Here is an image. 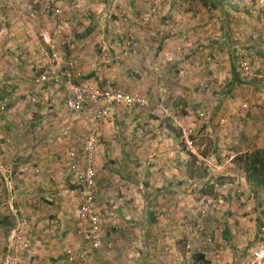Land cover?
<instances>
[{
	"label": "rangeland",
	"instance_id": "obj_1",
	"mask_svg": "<svg viewBox=\"0 0 264 264\" xmlns=\"http://www.w3.org/2000/svg\"><path fill=\"white\" fill-rule=\"evenodd\" d=\"M210 1L0 0L1 264H50L48 239L58 250L80 247L66 246L67 229L73 243H84L75 164L85 165L91 152L105 239L101 250L89 251L87 264H141L150 231L154 238L145 247L154 248V261L157 247H193L196 236L204 243L220 231L217 206H226L220 200L229 196L247 199L243 206L250 209L258 206L256 242L261 238L264 186L247 180L238 156L264 149V0H215L213 10ZM184 14L197 16L192 36L187 32L196 50L188 42L179 53L172 49L171 60L157 58L158 43L146 44V37L184 33ZM221 25L227 32L213 56L199 39L210 29L219 37ZM241 49L248 72L238 66ZM53 53L60 68L74 60L92 88L131 95L134 102L103 106L101 117L67 108L64 90L37 79L55 63ZM205 53L211 64L203 61ZM237 206L230 207L238 212ZM18 227L28 245L10 249ZM8 248L14 251L9 256ZM249 255L238 262L246 264Z\"/></svg>",
	"mask_w": 264,
	"mask_h": 264
},
{
	"label": "crops",
	"instance_id": "obj_2",
	"mask_svg": "<svg viewBox=\"0 0 264 264\" xmlns=\"http://www.w3.org/2000/svg\"><path fill=\"white\" fill-rule=\"evenodd\" d=\"M213 5L208 7V9H212ZM221 10H223V8H221ZM184 14L183 17H179V24H181V27L183 29L182 26L186 25V27H184L185 29H183V32L181 34V32L177 33L178 31H175L177 34L175 35L174 31L173 34L170 37H165V36H160L158 35V31L156 32V35L158 37H162V38H158L156 36H147L146 37V44H152V43H158L156 45V49L155 50V55L157 56V58L159 59H164L167 58L168 60L172 59V55H174V51L177 53H179V51L184 50V46L190 42V47L189 50H196L197 45L194 44L192 42L193 39H189V37H191V33L193 31H195L193 28H191V25L195 24V21L193 20L195 18V20H197V16H195L193 18L192 15H188ZM183 20V24L181 23ZM223 26V25H221ZM227 27L223 26V28L220 31V36L216 37L215 33H213V30L210 29L209 32L205 33V37L199 39L201 42L206 43V50L210 49L209 53L212 52L213 54V48L215 46H217V43H222L223 42V35H225V33L227 32ZM225 29V30H224ZM171 30V29H169ZM187 32L189 35V37H187ZM188 38V39H187ZM195 38V37H192ZM148 39H150V41H148ZM187 39V40H184ZM152 41V42H151ZM192 43V44H191ZM193 45V46H192ZM195 45V47H194ZM187 46V45H186ZM209 47V48H208ZM147 49H149V51L151 50L150 47L148 45H146ZM144 48V50H145ZM176 48L173 53H172V49ZM191 52V51H190ZM202 53V52H201ZM209 53H205L203 54L202 58L203 61L205 60V62L209 61V64H211L212 59L210 57H212V55L210 54L209 57ZM214 56V54H213ZM175 59L177 58L176 56L174 57ZM190 58V57H189ZM192 58V57H191ZM186 59V56H185ZM214 59V58H213ZM193 60V58L191 59ZM194 63V61H193ZM233 65V64H232ZM239 74V73H238ZM239 77V75H238ZM240 78V77H239ZM51 152V151H49ZM244 184V181L243 183ZM247 184V183H246ZM39 187L50 189L52 187V184H46V183H40ZM60 187V185H57L56 188ZM260 192L264 191V189L259 190ZM252 194L255 196V193L252 192ZM55 197H58L57 193L55 195ZM250 200H256L254 197L250 198ZM222 203H224L226 206L221 205V203L218 204L217 208H221L219 209L221 211V215L218 214V218H221L223 220V223L221 225H219V230L218 234L215 235V233L212 231L211 234H209L210 238L206 239L205 236V242L203 243L202 239L198 236L195 237L194 239V243L195 245H193V247H184L183 249L181 247H157L158 250L161 252L159 253L157 250V260H150V255L151 252H154V248L153 247H145L148 246L149 243H151V241L154 238L153 233L150 231L149 233H147L146 238L144 240V246L142 247V252H143V259H142V263L141 264H181L182 261L189 259L191 261L190 264H206V262H208V264H241L240 261L238 262V258H242L245 257L247 255V253H250L252 248L254 247V244L256 242L257 236L259 234V222L260 219L256 216H259V213H256V210L258 208V206L256 208L250 209V206H243L246 205L247 199H232L230 198V196L228 198L225 199H221L220 200ZM57 202V201H56ZM61 202V201H60ZM62 203V202H61ZM66 203V202H63ZM233 204H237V209L238 212L236 211H232L234 210V207H230ZM247 207L249 208V212H245V210H247L246 208L241 209L240 207ZM61 207V206H58ZM244 210V212L242 211ZM259 214V215H257ZM251 217H254L255 222L252 223L251 222ZM259 219V221H258ZM71 220V219H69ZM69 221H65L63 219L62 221V225L65 226L66 223H68ZM212 228H214L213 222L211 223ZM67 229V231H63L62 236L65 234L68 237H64V239L67 242L66 246H70V245H74V246H83L84 244L83 239L81 238L80 243H82V245L75 244L73 243V232ZM162 230L165 229H160V231L158 232V234L160 236H165V232ZM173 233H175V237H179V235L176 233V231H174ZM192 233V232H191ZM158 235V236H159ZM191 234L188 233V238H190L191 240ZM77 237V236H76ZM216 238V239H215ZM210 239V240H209ZM213 239V243L212 240ZM50 241L49 243V247H46V253L49 254V256L51 257V261L50 264H59L64 260L65 257V253L64 250L66 247H64L63 249H57V247H53V243L51 242L50 239H48ZM210 242L211 245L210 247H208V243ZM219 242V243H217ZM71 243V244H70ZM179 243V241L176 240V244ZM163 246H166L163 243ZM12 249V248H10ZM8 248V256L9 254H13L14 251L10 250ZM35 249L37 250L38 248L35 247ZM40 252H41V248H40ZM39 252V253H40ZM185 257L187 259H185L184 255L182 253H185ZM216 252H220L221 254L223 253V257L224 259H222V257L220 259H216V257L214 256L216 254ZM169 253H171L172 255H169ZM190 254V255H189ZM15 255L17 256L18 253L16 252ZM203 257L202 259L199 258ZM240 256V257H239ZM54 258V259H53ZM241 260V259H239ZM2 262V261H1ZM8 264L7 260H3V264ZM15 263V261H14ZM49 263V262H48ZM1 264V263H0Z\"/></svg>",
	"mask_w": 264,
	"mask_h": 264
},
{
	"label": "built area",
	"instance_id": "obj_3",
	"mask_svg": "<svg viewBox=\"0 0 264 264\" xmlns=\"http://www.w3.org/2000/svg\"><path fill=\"white\" fill-rule=\"evenodd\" d=\"M41 34L47 42L52 40L48 30L42 31ZM261 47L264 49V41L261 43ZM238 53L241 55L238 59L239 68L243 72H248L250 60L244 49H241ZM53 55L56 56L55 53ZM57 60L58 57L56 56L55 63L43 70L37 79L42 84L41 86L54 87L58 91L64 90L67 95L64 99L65 106L72 111L84 113L86 110H93L97 117H101L102 113L105 112V109H100L103 106L109 107L112 103L119 101L134 102L131 95L111 90L98 91L92 88L91 84L83 79V73L78 69L74 60H70L65 68L58 67ZM30 100L36 103L40 102L35 96H32ZM185 137L188 138L187 133H185ZM91 151L93 149H90L89 153ZM72 155L77 157L79 161L80 154L78 152L72 151ZM92 155L91 152L85 160V165L75 164L81 198L77 213L78 232L83 239L84 246L66 247L64 260L59 264H87L89 251L101 250L104 247L103 217L100 214L96 200L97 179ZM104 211L106 212V209ZM117 221V219L112 221L114 227L117 226ZM18 229L19 227L12 233L11 241L13 243L10 245L11 248H14V243L23 244L25 247L28 245L25 238L19 234ZM246 264H264V227L262 228L261 238L254 244L248 259H246Z\"/></svg>",
	"mask_w": 264,
	"mask_h": 264
},
{
	"label": "trees",
	"instance_id": "obj_4",
	"mask_svg": "<svg viewBox=\"0 0 264 264\" xmlns=\"http://www.w3.org/2000/svg\"><path fill=\"white\" fill-rule=\"evenodd\" d=\"M214 7L218 6L215 0L210 1ZM243 163L242 168L246 172L247 180L256 187L264 186V149L257 148L252 151H246L238 156ZM199 258H203L200 257ZM208 264V262H205Z\"/></svg>",
	"mask_w": 264,
	"mask_h": 264
}]
</instances>
